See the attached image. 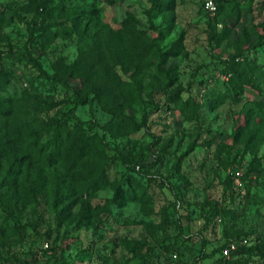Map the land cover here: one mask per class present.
I'll return each mask as SVG.
<instances>
[{"label": "rangeland", "instance_id": "obj_1", "mask_svg": "<svg viewBox=\"0 0 264 264\" xmlns=\"http://www.w3.org/2000/svg\"><path fill=\"white\" fill-rule=\"evenodd\" d=\"M61 5L76 8L74 21L58 19L71 33L43 43L40 16L30 0H0V52L10 49L19 57L0 56V136L32 126L36 118L65 120L70 137L78 126L102 135L110 154L131 158L136 170L152 177L116 159L106 171L109 185L81 188L78 169L57 165L59 195L52 199L50 181L37 195L36 213L17 203L9 221L24 224V235H0V262L264 264L239 250L264 237V105L254 108L264 103V44L245 52L259 64L258 88L246 84L237 90L222 78L219 61L253 38L251 26L264 27V0L224 4L214 30L221 32L224 23L229 30L218 44L210 39L213 14L203 0H63ZM123 23L137 54L122 44L106 55L112 74L128 83L120 91L121 120L107 131V99L89 95L75 105L78 82L66 87L49 76L82 51L100 50L109 34L122 35ZM149 42L166 52L162 74ZM136 56L141 68L134 74ZM107 93L114 95L108 87ZM49 103L54 106L46 110ZM144 113L152 136L140 126ZM237 123L244 127L234 135ZM15 143H9L13 152L0 157V183L9 164L19 170V159L28 160ZM3 190L0 186V194ZM226 242L233 248L222 263L219 248ZM201 251L208 257L195 260Z\"/></svg>", "mask_w": 264, "mask_h": 264}, {"label": "trees", "instance_id": "obj_2", "mask_svg": "<svg viewBox=\"0 0 264 264\" xmlns=\"http://www.w3.org/2000/svg\"><path fill=\"white\" fill-rule=\"evenodd\" d=\"M62 1L30 0L34 12L40 16L37 29L39 30L38 35L43 43L57 35L65 36L71 33V28L63 25L58 19L63 18L64 20L71 19L74 21L76 16L73 13H75L76 8L68 7L65 10L61 5ZM213 1L215 3V11L213 16L210 17V21L213 22L211 26L213 32L210 39L215 44H218L222 39V35L226 34L229 28L224 23L223 30L216 32L214 25L218 22V16H224V4L228 3L229 0ZM79 10L84 11L85 8H80ZM233 16L234 19L237 18L238 13L233 14ZM50 26L59 27H56L54 31H50ZM122 26V35L113 36L109 34L108 42L104 43L100 50L97 52H92L91 49L82 51L71 64L63 66L57 64L56 75L49 76V78H53L56 81H61L66 87H69V81L75 80V82H78L79 88L73 89V103L75 105L84 104L89 95H92L91 97L97 99L99 102H101L102 97L107 99V105L103 106L104 111L110 116L103 127L107 131L113 130L118 121L121 120L123 102L120 100V91L124 85L128 84L116 78L105 63L106 55L117 50L119 51L122 44V48L127 47L131 50L133 49L129 27L126 24L124 25V23ZM257 28L258 26L255 25L250 27L253 38H250L251 40L249 42L246 40L245 45L236 47L232 53L225 55L221 59L219 58L222 64V75L226 82L233 84L237 90H242V87L246 84L252 88H258L256 81L260 73L259 75L256 74L255 69L259 64L254 59H250L245 55L247 50L258 49L264 44V27L260 28V30ZM148 46L150 53L155 56L156 72L162 74L164 70L161 65L166 52H161L155 47L153 42H149ZM211 47L215 48V45L213 46L211 44ZM136 54L135 49H133V55L135 56ZM26 55V59L31 65L38 71H41L35 59L29 53H26ZM0 56H5L10 59L13 57L10 49L6 52H0ZM13 59L18 60L19 57H13ZM139 60V57L136 56L134 74L141 68V62ZM1 74L2 70L0 69V76ZM202 83L207 84V81L202 80ZM107 87L114 91L112 98H107L109 96L108 93L105 96V89ZM259 105H264V103H256L254 108ZM53 106V103L46 104L45 109L48 110ZM146 119L147 114L144 113L140 126L152 136L149 127L146 125ZM127 123L133 125V122L130 120ZM32 124V126L22 128L17 127L15 132H6L0 136V157L4 158L13 152V144L9 143L17 142L15 144L19 145L23 156L28 158L25 163L23 158H15L14 160L19 159L17 163L19 170L13 169V163L9 164L0 183V186L4 187L3 192L0 194V210L3 214V218L0 220V235L2 236L24 235V224L9 221L10 215L16 209L18 202L26 205L31 212L36 213L37 195L41 193L43 185L48 188L47 183L50 181L53 184L51 191L52 199H56L59 195L57 165H62L65 171L70 167L78 169L80 172L81 188L99 189L109 185L111 181L106 171L108 165L116 159L129 170L139 172L143 176L152 177L150 174L136 170L137 162L131 158L121 154H110L102 135L98 136L94 133L87 134L78 126L76 127L77 131L75 130L73 136L70 137L65 120L61 122L58 119L43 121L36 118ZM243 127L244 124L237 123L233 129L234 135ZM41 138H49V140L41 141ZM244 141L247 143L248 138L244 139ZM159 185L166 186L161 182ZM166 187L172 190L170 186ZM227 244L228 242L223 247ZM221 248H219V257L222 259V263H224L225 260L224 256L221 255ZM239 250L241 253L252 254L264 259V237L255 244L239 246ZM206 257L208 255L201 251L195 260H201ZM0 264L3 263L0 262ZM18 264H20L19 261Z\"/></svg>", "mask_w": 264, "mask_h": 264}, {"label": "built area", "instance_id": "obj_3", "mask_svg": "<svg viewBox=\"0 0 264 264\" xmlns=\"http://www.w3.org/2000/svg\"><path fill=\"white\" fill-rule=\"evenodd\" d=\"M203 8L209 13L214 14L215 11V3L213 0H203ZM222 78L224 76L222 75ZM233 248V245L231 243H228L223 249H221V255L226 256L228 251Z\"/></svg>", "mask_w": 264, "mask_h": 264}]
</instances>
